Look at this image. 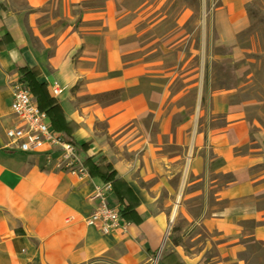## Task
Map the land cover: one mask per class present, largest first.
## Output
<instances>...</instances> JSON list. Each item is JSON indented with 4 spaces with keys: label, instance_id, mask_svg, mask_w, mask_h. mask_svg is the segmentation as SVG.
Returning a JSON list of instances; mask_svg holds the SVG:
<instances>
[{
    "label": "crops",
    "instance_id": "crops-1",
    "mask_svg": "<svg viewBox=\"0 0 264 264\" xmlns=\"http://www.w3.org/2000/svg\"><path fill=\"white\" fill-rule=\"evenodd\" d=\"M77 1L0 0V264H206L201 251L170 238V210L158 203L164 185L176 193L192 227L202 225L212 233L217 254L210 264H246L239 254L248 244L259 242L264 248V168L258 166L264 153L252 146L250 122L233 114L232 93H211L207 127L192 137V155L162 156L160 183L144 187L121 150L127 142L139 146L142 139L133 125L169 96L172 68L162 59L133 56L148 47L136 29L158 5L136 10L129 0H104L100 9L74 15ZM257 1L206 0L205 12L213 14L222 45H233L237 32L250 26V8ZM189 11L184 9L181 19ZM174 40L170 45L180 41ZM104 56L106 68L100 69ZM28 64L40 70L39 80L48 84L51 95L53 83L62 87L53 96L72 129L52 127L83 150L78 152L82 161L105 155L124 181L121 194L106 177L58 167L57 154L6 148V130L16 122L13 85L19 68ZM147 78L156 79L146 83ZM158 78L169 81L159 83ZM114 90L121 91L109 95ZM217 113L225 114L223 122L210 118ZM166 123L168 118L162 120ZM185 125L181 121L175 134L182 147ZM105 184L112 185L110 204L136 211L126 231L105 233L88 222L98 204L96 188ZM189 199L200 201L196 214L185 213ZM256 264H264V258Z\"/></svg>",
    "mask_w": 264,
    "mask_h": 264
},
{
    "label": "rangeland",
    "instance_id": "rangeland-1",
    "mask_svg": "<svg viewBox=\"0 0 264 264\" xmlns=\"http://www.w3.org/2000/svg\"><path fill=\"white\" fill-rule=\"evenodd\" d=\"M129 3L136 10L150 4L154 7L158 5L136 29L138 37L146 38L148 47L133 56H143L146 60L162 59L165 66L174 71L167 100L146 117L137 119L133 125L135 136L142 139L139 146L134 147L127 142L121 150V157L134 169V178L146 188L148 184H159L162 174L158 171L166 163L161 159L162 156H174L177 153L192 155V137L197 130L202 132L207 127V111L213 101L211 93L225 90L232 93L229 101L234 107L233 114L242 115L251 124L252 139L255 141L252 146L259 147L260 152L264 153V0H258L250 8L251 24L247 29L237 32L233 45L220 43L213 25V14L205 12L206 0H129ZM103 4L104 0H78L72 12L79 15L85 9H100ZM186 8H190V11L181 19L182 11ZM179 21L183 23L178 25ZM153 22L155 24L150 26ZM174 39L180 41L170 45ZM98 67L106 68L105 56L98 61ZM153 79L147 78L144 82ZM157 81L167 83L169 80L158 78ZM114 91L109 95L115 96L121 90ZM210 96L211 99L208 98ZM165 118H168V123L163 126L162 120ZM210 118L220 123L225 114H213ZM181 121L186 123L184 147L175 142ZM114 144L111 143L112 146ZM120 148L117 147L115 151L120 152ZM79 153L84 154L83 150ZM97 154L90 156H94L95 160L105 156L98 154L97 157ZM258 166L264 168V160ZM171 191L165 185L158 191L161 197L158 203L170 210L171 219L167 229L170 238L188 250L193 247V252L201 251L205 263L210 264L217 254L212 233L202 225L192 227L185 218L183 207L176 201V193ZM178 200L182 201L181 198ZM199 203L198 199L187 200L185 213L196 214L200 210ZM175 204L180 206L173 213ZM188 230L189 235L183 238L181 233ZM239 257L246 264H256L263 260L264 248L259 242L248 244Z\"/></svg>",
    "mask_w": 264,
    "mask_h": 264
},
{
    "label": "built area",
    "instance_id": "built-area-1",
    "mask_svg": "<svg viewBox=\"0 0 264 264\" xmlns=\"http://www.w3.org/2000/svg\"><path fill=\"white\" fill-rule=\"evenodd\" d=\"M61 92L60 84L55 82L51 85L52 95L58 96ZM11 111L16 122L6 130L8 138L6 148L27 154L45 150V154H57L58 167L68 168V171L80 176L88 174L78 156L76 145L64 133L52 127L47 111L39 107L32 91L19 80L13 85ZM111 189V184L96 188L94 198L98 204L89 216L88 222L99 225L105 233L114 230L126 231L131 222L125 220L119 208L108 201Z\"/></svg>",
    "mask_w": 264,
    "mask_h": 264
},
{
    "label": "trees",
    "instance_id": "trees-1",
    "mask_svg": "<svg viewBox=\"0 0 264 264\" xmlns=\"http://www.w3.org/2000/svg\"><path fill=\"white\" fill-rule=\"evenodd\" d=\"M19 72V81L24 82L29 87L34 94L39 107L42 110L47 111L54 128L62 131H69L72 129L65 120L63 107L59 100L50 94L48 84L39 80L40 70L37 67L28 64L20 67ZM71 141L75 144L73 140ZM87 146V144H83V147ZM94 158V156H90L83 161V165L88 170V173L92 176H103L112 180L120 190L121 194V190H123L121 185H124V181L117 177L118 172L113 164L105 156L100 157L99 160H95ZM125 189L132 194L133 191L130 187ZM119 211L125 220L130 222L135 221L136 211L131 208V205L120 206Z\"/></svg>",
    "mask_w": 264,
    "mask_h": 264
},
{
    "label": "bare ground",
    "instance_id": "bare-ground-1",
    "mask_svg": "<svg viewBox=\"0 0 264 264\" xmlns=\"http://www.w3.org/2000/svg\"><path fill=\"white\" fill-rule=\"evenodd\" d=\"M176 210H177V206H175L173 213H175V212H176Z\"/></svg>",
    "mask_w": 264,
    "mask_h": 264
}]
</instances>
